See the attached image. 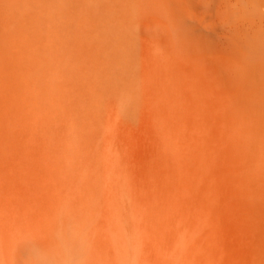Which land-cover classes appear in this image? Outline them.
Listing matches in <instances>:
<instances>
[{
  "label": "rangeland",
  "instance_id": "1",
  "mask_svg": "<svg viewBox=\"0 0 264 264\" xmlns=\"http://www.w3.org/2000/svg\"><path fill=\"white\" fill-rule=\"evenodd\" d=\"M263 68L264 0H0V264H264Z\"/></svg>",
  "mask_w": 264,
  "mask_h": 264
},
{
  "label": "bare ground",
  "instance_id": "2",
  "mask_svg": "<svg viewBox=\"0 0 264 264\" xmlns=\"http://www.w3.org/2000/svg\"><path fill=\"white\" fill-rule=\"evenodd\" d=\"M130 45V44H129ZM127 47H128V45H127ZM127 47H126V49H127ZM260 66H262V65H260ZM258 68V67H257ZM250 69V68H249ZM248 69V70H249ZM258 69H261L260 67L258 68ZM264 69V68H263ZM248 70L246 71L247 73L246 74H248L249 76L250 75H252V74H250V72L251 73H255V70L252 72L251 70H249V72H248ZM253 70V69H252ZM257 70V69H256ZM242 72H244L243 71V69H242ZM257 72V71H256ZM262 72V71H261ZM258 73V72H257ZM245 74V75H246ZM256 74V73H255ZM254 74V75H255ZM262 73H260V75H261ZM241 75L243 76V73H241ZM248 75H246V77L243 79V80H245L246 78H249V76ZM258 75V74H257ZM256 75V78H258V76ZM264 75V74H263ZM248 76V77H247ZM262 76V75H261ZM263 77V76H262ZM251 78V77H250ZM253 78H255L254 76L252 77V79ZM260 78V77H259ZM259 78H258V80H259ZM242 80V79H241ZM241 80H239V82H235L234 84H236V83H240V81ZM243 80H242V83H243ZM250 80V79H249ZM248 79L247 80H245L246 81V83H248V81H249ZM256 80V79H255ZM255 80L253 79V81H254V83L252 84V80H250V82H251V84H249L248 83V85H251V88L254 90V88H257V85H256V87H253V85L255 84ZM262 81V83L264 82V79H262L261 80ZM256 82H257V80H256ZM260 82V81H259ZM258 83V82H257ZM262 83H259V85L261 84V86L263 85L264 86V84H262ZM238 84H236V86L238 87L239 85ZM242 85H246L245 83L244 84H242ZM241 86V85H240ZM255 86V85H254ZM260 86V87H261ZM233 87H235V86H233ZM246 87H249V86H245V87H241L242 89L241 90H239L240 89V87H239V91L240 92H243V89L244 88H246ZM259 87V86H258ZM262 88V89H261ZM260 88V90H264L263 89V87H261ZM236 89V90H237ZM248 90H250L249 88H248ZM247 89L246 90H244L245 91V93H243V94H247L246 93V91H248ZM253 90H251V91H248V92H251V93H254V96H252L253 97V99H254V97H256L257 95V97H258V99L257 100H259V102H262L263 100L262 99H260V98H262L263 97V93H260V92H262V91H260L259 93L260 94H258V89H256V93L257 94H255V90L253 91ZM258 90V91H257ZM253 91V92H252ZM236 94H238V93H236ZM235 94V95H236ZM240 94V93H239ZM239 94H238V96L237 97H239ZM261 94H263V95H261ZM242 94H240V96H241ZM250 95V94H249ZM248 95V96H249ZM252 95V94H251ZM261 95V96H260ZM244 96V95H243ZM247 95H245L244 96V98H246L247 99V97H248ZM251 97V98H252ZM233 98V97H232ZM240 98V97H239ZM242 98V97H241ZM240 98V99H241ZM249 98H250V96H249ZM251 98L250 99H248L249 100V102H250V100H251ZM234 99H236L235 97H234ZM240 99H238V100H240ZM243 99V98H242ZM242 99L240 100V101H242ZM252 99V100H253ZM255 99V100H256ZM254 100V101H255ZM233 101H235V100H233ZM232 101V102H233ZM247 101V100H246ZM253 101V104H257L258 105V103H255ZM248 102V101H247ZM231 103V102H230ZM244 103H245V101H244ZM243 103V104H244ZM251 103V102H250ZM250 103H248V104H250ZM232 105H238L239 103H231ZM243 104H240V106L242 105V107H243ZM247 104V106H250V105H248ZM229 106V104H228V110L231 112V115H229L230 117H228L229 118V120H228V122L230 123V130H232L233 131V133L235 132V137H234V141H235V143L240 147V149H241V152H242V156H243V159H244V163L246 162V164H248V166L250 165V167H248L249 169H260V170H263V172H264V128L262 127V128H260V124H262V122L261 121H263L264 119V117H263V115H264V112H263V108L261 109L262 110V112H261V110L260 111H258V109H260L261 107H260V105H259V107L258 106H256V107H258V108H255V105L254 106H252V104H251V106L250 107H252V109H253V107L255 108V109H250V114L254 111V110H256V111H258L257 113L255 112L254 114H255V116H254V114H252V116H254V118L253 119H251V121L253 122V127H250V126H248L249 124H247V123H249L247 120L248 119H250L249 117L251 116L249 113H247L246 115H247V117H246V115H244L245 114V111H248L247 109H249V108H246V104L244 105L245 106V108L243 107V112H244V114H243V112L241 111L242 109V107H240L239 105V107H240V109H239V107H235V106ZM225 109H226V107H225ZM230 112H229V114H230ZM258 113H263V114H261L262 116H261V118L260 117H258ZM249 114V115H248ZM226 116V115H225ZM251 116V117H252ZM260 116V115H259ZM153 117V116H152ZM220 117V116H219ZM160 118V117H159ZM164 118V117H163ZM247 118V119H246ZM260 118V119H259ZM263 119V120H262ZM227 120H226V122H227ZM246 121H247V123H246ZM250 121V124L252 123ZM225 122V123H226ZM261 122V123H260ZM254 123H255V125H254ZM162 124V123H161ZM227 124V123H226ZM228 125V124H227ZM252 125V124H251ZM262 125H264V124H262ZM228 126H227V128H229ZM158 131V130H157ZM248 132V133H247ZM236 133H237V135H236ZM243 133H247V135L246 136H243V135H241V134H243ZM158 134V133H157ZM231 134V133H230ZM229 137H230V135H229ZM225 137H224V141H225ZM231 140L229 139V142H230ZM224 144V143H223ZM237 146V147H238ZM233 149V148H232ZM254 150V151H253ZM231 151V150H230ZM253 153V156H251L250 155V153ZM232 153V152H231ZM240 153V152H239ZM235 154V153H234ZM233 154V155H234ZM251 156V158H250V156ZM230 157V156H229ZM241 164H243V163H241ZM244 165V164H243ZM234 166V165H233ZM241 166V165H240ZM238 167V166H237ZM240 168V167H239ZM247 168V167H246ZM246 171H247V169H245ZM244 170V171H245ZM243 171V172H244ZM256 171V170H255ZM237 172V171H236ZM250 172V171H249ZM235 173V172H234ZM233 173V174H234ZM251 173V172H250ZM242 174V173H241ZM256 174H258V173H256ZM262 174V173H261ZM255 175V174H254ZM259 175V174H258ZM241 176V175H240ZM239 176V177H240ZM262 177L264 176L263 174L261 175ZM260 175H259V177H261ZM236 177V176H235ZM239 177H238V180H239ZM243 177V176H242ZM248 177H249V175H248ZM250 179L252 178V177H249ZM254 178H256V177H254ZM226 179V178H225ZM242 179H245V178H242ZM236 180V179H235ZM234 180V181H235ZM247 180V179H246ZM251 181V180H250ZM256 181V180H255ZM262 181H264V180H262ZM233 182V181H232ZM224 184V183H223ZM244 184V183H243ZM248 184V183H247ZM228 185V184H227ZM259 185V184H258ZM262 185V184H261ZM224 187H225V184L223 185ZM221 187V186H220ZM224 187H223V189H224ZM227 187V186H226ZM249 188V187H248ZM259 188V187H258ZM223 189H222V187H221V190L223 191ZM252 189V188H251ZM250 191V190H249ZM225 192H227V191H225ZM229 192V191H228ZM248 192V191H247ZM254 193V192H253ZM226 194H228V193H226ZM249 194V193H248ZM252 195V194H251ZM250 196V195H249ZM231 197V196H230ZM235 197V196H234ZM259 197V196H258ZM251 201V200H250ZM264 201V200H263ZM233 202V201H232ZM230 204V203H229ZM234 205V204H233ZM230 206H231V204H230ZM263 207V206H262ZM233 209H234V207H233ZM256 210V209H255ZM249 211V210H248ZM251 211V210H250ZM239 212V211H238ZM235 215V214H234ZM233 215V216H234ZM251 215V214H250ZM238 216V215H237ZM243 219V218H242ZM239 220V219H238ZM245 220V219H244ZM236 221V220H235ZM243 221V220H242ZM238 223V222H237Z\"/></svg>",
  "mask_w": 264,
  "mask_h": 264
}]
</instances>
